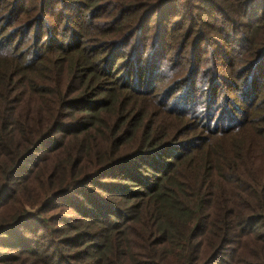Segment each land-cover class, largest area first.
Wrapping results in <instances>:
<instances>
[{"label": "trees", "instance_id": "obj_1", "mask_svg": "<svg viewBox=\"0 0 264 264\" xmlns=\"http://www.w3.org/2000/svg\"><path fill=\"white\" fill-rule=\"evenodd\" d=\"M119 1L96 31L135 34L151 54L134 81L147 70L173 97L140 134L131 133L138 109L118 94L131 90L115 76L116 48L87 54L67 28L52 36L58 18L42 0H0L16 17L39 6L22 24L33 33L0 36V264H264V71L243 88L219 82L230 79L220 60L233 75L254 57L264 70V0ZM137 3L148 19L140 27ZM208 88L225 94L201 117L187 106ZM168 116L178 122L162 133L156 121L165 127ZM96 127L111 133L90 137Z\"/></svg>", "mask_w": 264, "mask_h": 264}, {"label": "rangeland", "instance_id": "obj_2", "mask_svg": "<svg viewBox=\"0 0 264 264\" xmlns=\"http://www.w3.org/2000/svg\"><path fill=\"white\" fill-rule=\"evenodd\" d=\"M44 2L43 6H41V9H47V15L49 16V18L52 17V15H54V17L58 18L57 20H55V18H52L53 20L56 21V24L53 26L54 30L51 31H55L52 36L54 38H63L65 36L68 37V34H65L64 36L58 34L61 32V30H64L65 28L68 29V32H72V34L75 36L73 39L76 41V44L80 45V47L83 48V50L85 51V53L89 54L91 52V54H96L97 51L101 50V49H108V52L110 50H114L115 55L113 56V61H114V65H116V68L118 69L117 73H115L116 78L118 79V82L120 83L121 86H125L126 88H128L131 91H125L122 92L120 91V93H118V90L116 91V93L120 94L121 96L124 95H128V97L130 99H126L123 102V108L129 107L130 109H132V112L137 108L139 115L136 119V122H134L131 125V133H136V134H140L143 130V123L144 121L147 123L148 126H152L153 124L148 120L150 116H153V118L156 117V115L158 114V112L160 110L165 111L167 109V104L164 103L163 101L165 100V98L167 97L168 100H171L173 97L163 93L162 94V88L164 85V82H161L159 86L153 85L152 81L148 80V76L150 74L149 71H143V77L141 79H139V82H135L134 81V71L135 68L137 67V65L140 62V59H144L146 60L147 58V54H151V52L149 51H145V49H147L146 46H137V42H135V34H133L132 36H130L129 39H127L128 36H124L122 38H112V40H110L109 38H104L102 39L100 37L101 32L96 31V27L98 29L101 28H107V21L110 18V11H111V7H113L116 4H120L119 0H42ZM47 1H52L54 5L51 4V2H47ZM137 2H141V3H146L149 2V0H136ZM178 3L182 2V0H176ZM9 2V1H8ZM188 2L190 3H196L194 0H188ZM168 4V6L171 5L172 1L168 0L166 2ZM12 3H4V8L0 11V36H8L10 34H17L19 35V37H22L23 34L29 33H33L35 31V26L31 27L30 29H25L24 27H22L23 21L26 18V15L28 14H34L36 11L39 10V6L35 7L34 9L29 8V12L27 14H21L20 16H13L10 12V6ZM47 5H50L48 7H46ZM138 5V9H136L137 11L134 14V20H137L134 23V25H137L138 27H140L142 24H145L147 22L148 19L143 17V13L145 11H143L142 9H140V3H137ZM249 12L252 13V11H256L257 6H255L254 4H252L250 2L249 4ZM252 5V6H251ZM183 9V8H182ZM27 10V11H28ZM121 11V9H120ZM119 11V12H120ZM22 13V12H20ZM187 13H190V15L195 14V16H192V20L196 21L197 16H198V12L194 11V10H188ZM66 17V19L68 21L71 22V24H67L66 20L64 19V17ZM252 16V15H251ZM61 17V20L58 24L59 18ZM74 17H82L81 20H83L84 25H87V21L91 22L93 25L88 28V29H84L81 25V20L80 18L76 19ZM92 17V20L91 18ZM121 19V27L124 25L126 19L123 18L122 16L118 18V20ZM92 21H97V22H104L102 24H94ZM126 24L128 25V22H126ZM109 34L113 37H116V30L115 32H112V27L111 30L109 31ZM153 34L152 33H148L147 34V39L150 40L151 36ZM157 35H160V33H157ZM45 40V36L42 37V41ZM127 42V43H126ZM26 43V42H25ZM144 43V42H143ZM204 45H201L200 47H203ZM210 47H214L213 44L210 45ZM149 50V48H148ZM193 49L189 48L186 50V52H183V54L187 57L193 58V62L195 63V55H192ZM109 52V53H110ZM120 53H123L124 56H126L125 59L120 60V61H116V57H118V55ZM52 53H51V57H52ZM80 54L76 51L75 53L73 52H69L68 55H66V57L62 60V67L63 69L61 70V72H63L64 68L69 65L70 63H75L77 56H79ZM97 56H99V54H97ZM250 55H242L240 57V60H245L247 57H249ZM54 57H60V55L55 54ZM226 57H230L226 56ZM81 59L85 58V57H80ZM158 60V57H155V61ZM256 57L254 58H248V64H244L243 68L240 69V71H237L236 75H233L230 72V67L225 66L222 64V60L221 61V66L219 68V73L222 74L224 77L230 78L227 81H222L219 80V82L221 83H226V86L222 89V91H228L229 88L232 87H236V88H243L245 83V77H249L252 79H256L258 77H262V73H263V69L261 67V69L259 70L258 66L255 68V64H256ZM237 64V63H236ZM134 66V68H133ZM116 71V69L112 70V72ZM61 73H58V75H60ZM62 75V74H61ZM128 77V79L126 78ZM181 82L179 83V86H181ZM230 83H232V85H230ZM192 87V86H191ZM216 92V88L214 90L212 89H205L204 92L202 93V91H200L199 93L196 92L193 94L194 98L193 100L188 104L187 107H189L188 109H192V111L196 110V111H200L201 117L204 115L205 110L208 111V107L210 105H212L213 103H215V96L217 97V101H222V95L225 93H222L221 91L217 90ZM229 97L232 98L233 93L231 92H227ZM176 93L174 95V98H176L177 101H180L181 98V94ZM169 96V97H168ZM232 101H235L236 106H239L240 104L237 103V101L235 99H232ZM203 109H204V113H203ZM112 113V112H110ZM191 116H198L196 114H193L192 112L187 113ZM207 114V113H205ZM235 117L237 116V113H235L233 111L232 113ZM155 115V116H154ZM139 119V120H138ZM175 119H172L171 116L165 117L164 122H165V127L163 124V120L159 119L156 122H160L162 126H159L162 129V133L163 132H167L169 133L171 131L172 128H174L173 123ZM168 124V126H167ZM199 130V129H198ZM103 133H111V131H106L104 129H101L100 127H96L93 131L88 132V135L90 137H96L100 134ZM60 134V133H59ZM58 136V134H57ZM77 138H80L81 140L84 141V139L86 137V134H79L77 135ZM176 145H181L178 143L173 144L172 146H176ZM52 144H50L49 147H51ZM42 149H40L41 151ZM177 149L172 148L169 149L167 152L168 154H172L174 152H176ZM103 152V151H100ZM52 153V152H51ZM49 153V154H51Z\"/></svg>", "mask_w": 264, "mask_h": 264}]
</instances>
